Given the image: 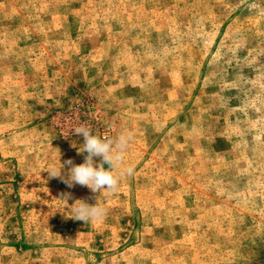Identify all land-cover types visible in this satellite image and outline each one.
Here are the masks:
<instances>
[{"label":"rangeland","instance_id":"1","mask_svg":"<svg viewBox=\"0 0 264 264\" xmlns=\"http://www.w3.org/2000/svg\"><path fill=\"white\" fill-rule=\"evenodd\" d=\"M0 264H264V0H0Z\"/></svg>","mask_w":264,"mask_h":264},{"label":"clouds","instance_id":"2","mask_svg":"<svg viewBox=\"0 0 264 264\" xmlns=\"http://www.w3.org/2000/svg\"><path fill=\"white\" fill-rule=\"evenodd\" d=\"M73 134L82 136L83 151L86 152L84 163L74 165L73 161H65L69 165L67 178L61 176V169L47 170L50 177H59L68 187H73L75 184L87 186L94 193L101 191L114 192L119 186V176L113 174V170L123 164L124 154L128 150L133 139L130 132H122L115 138L100 137L93 134L90 127L81 124L73 129ZM95 157H101L99 164L94 161ZM104 164L109 165L108 168ZM134 173L132 166H128L120 171V176H131ZM72 219L81 220L86 223L98 221L107 215L105 208L100 207L97 203L94 206L80 201L79 205L75 203L71 207Z\"/></svg>","mask_w":264,"mask_h":264}]
</instances>
